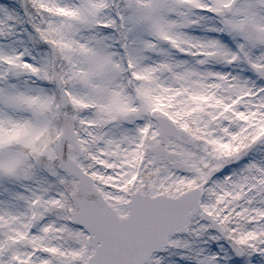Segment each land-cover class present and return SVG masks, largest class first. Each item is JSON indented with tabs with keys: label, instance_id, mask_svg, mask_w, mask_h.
Here are the masks:
<instances>
[{
	"label": "snow or ice",
	"instance_id": "obj_1",
	"mask_svg": "<svg viewBox=\"0 0 264 264\" xmlns=\"http://www.w3.org/2000/svg\"><path fill=\"white\" fill-rule=\"evenodd\" d=\"M0 264H264V0H0Z\"/></svg>",
	"mask_w": 264,
	"mask_h": 264
}]
</instances>
